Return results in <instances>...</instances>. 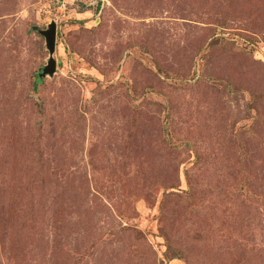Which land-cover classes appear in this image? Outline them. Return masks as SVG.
<instances>
[{
    "label": "rangeland",
    "instance_id": "rangeland-1",
    "mask_svg": "<svg viewBox=\"0 0 264 264\" xmlns=\"http://www.w3.org/2000/svg\"><path fill=\"white\" fill-rule=\"evenodd\" d=\"M0 264H264V0H0Z\"/></svg>",
    "mask_w": 264,
    "mask_h": 264
},
{
    "label": "water",
    "instance_id": "water-1",
    "mask_svg": "<svg viewBox=\"0 0 264 264\" xmlns=\"http://www.w3.org/2000/svg\"><path fill=\"white\" fill-rule=\"evenodd\" d=\"M39 33L45 39V46L49 52V60L47 65H45L42 69V72L39 74V78L46 77L48 75L53 76L56 72V61L53 57L55 53V43H56V36H57V26L54 21H52L47 29L40 30Z\"/></svg>",
    "mask_w": 264,
    "mask_h": 264
},
{
    "label": "trees",
    "instance_id": "trees-1",
    "mask_svg": "<svg viewBox=\"0 0 264 264\" xmlns=\"http://www.w3.org/2000/svg\"><path fill=\"white\" fill-rule=\"evenodd\" d=\"M40 81V80H39Z\"/></svg>",
    "mask_w": 264,
    "mask_h": 264
}]
</instances>
